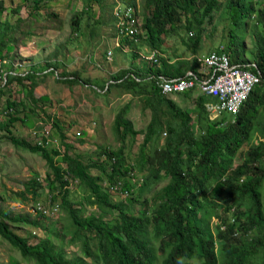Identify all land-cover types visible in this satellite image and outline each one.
<instances>
[{
    "label": "trees",
    "instance_id": "1",
    "mask_svg": "<svg viewBox=\"0 0 264 264\" xmlns=\"http://www.w3.org/2000/svg\"><path fill=\"white\" fill-rule=\"evenodd\" d=\"M44 0H35L40 8ZM104 0H96L103 5ZM231 10V19L237 24V33L231 32V42L218 48L230 54L233 63H246L244 33L249 19H255V30H251L255 52L250 59L255 62L250 69L261 72L263 81L253 88L237 115L223 114L211 118L205 109L208 102L215 99L199 94L190 110L180 107L172 96L161 95L153 78L184 76L187 73L170 67L164 57L159 58L158 67L150 66L142 71L129 68L119 69L112 74L111 83L104 86L109 92L113 86L131 95H140L144 107L150 108L151 117L145 129H134L119 112L115 119V132L119 145L117 148H103L105 157L100 162H86L81 153L70 154L72 144L66 143L62 131L56 133L61 138L64 150L31 142L11 133L14 123L21 120L17 115L15 100L7 99L8 122L1 125L9 132L4 138L13 145L40 153L46 160L50 173L51 188L61 192V207L67 214L70 227L68 243L78 242L81 254L67 257L59 244L47 237L29 243L26 237L18 234L11 223L27 222L46 228L37 221L29 222L24 216H11L0 208V236L19 250L21 255L34 264H191L196 258L199 264H264V137L252 141L251 133L258 129L264 136V0H225ZM263 3V5H259ZM146 15L141 22L142 34L139 40L149 48L158 49L164 36L184 25L188 42L184 44L198 47L206 28L205 22L212 24L214 12L220 10L221 0H143ZM257 5V6H256ZM112 6V3L108 4ZM5 3L0 0V12ZM80 15L73 20L72 29L78 33ZM0 28L4 36L0 39V57L8 47L7 37L13 24L6 22ZM126 44L133 41L124 39ZM196 49L193 48V52ZM135 57L137 53H133ZM250 63V62H249ZM43 67L47 71L56 70L52 62ZM159 64H161L159 66ZM199 62L193 57L192 72ZM37 69L25 74L9 73L7 85L14 81L29 79V95L38 104L48 99L37 97L35 88L39 81ZM61 81L73 85L89 83L78 71L64 73ZM203 75L202 77H204ZM138 78V79H136ZM99 89L100 88L99 86ZM190 96V92H185ZM226 115L232 116L227 120ZM57 123L53 126L58 128ZM59 129V128H58ZM55 130V129H54ZM166 133L165 141L158 145L157 138ZM143 134L137 160H129L125 154L128 135ZM1 140V137H0ZM155 140V141H154ZM152 150H146L149 143ZM248 142L247 148L243 146ZM152 146V145H151ZM237 155L240 161L234 163ZM115 157V159H113ZM99 169L97 176L92 174L93 167ZM147 169L145 181L136 191L125 197L127 202L111 200L110 189L120 183V188H133L134 183L127 176L135 177L138 169ZM70 179L79 180L89 194L91 205H97L102 213H86L68 198ZM148 179V181H147ZM150 179V183H149ZM167 183L155 188L158 182ZM106 183V185H104ZM36 182L26 186L34 199L38 197ZM147 198V190L152 191ZM147 193V192H146ZM22 199L27 200L25 194ZM93 198V199H90ZM55 194L51 195V205L43 202L38 211L45 215L58 212L59 203ZM139 207L134 208L133 203ZM134 203V205H135ZM229 212L227 218L218 209ZM217 216L214 233L210 231L205 219ZM218 242V246H216Z\"/></svg>",
    "mask_w": 264,
    "mask_h": 264
},
{
    "label": "rangeland",
    "instance_id": "2",
    "mask_svg": "<svg viewBox=\"0 0 264 264\" xmlns=\"http://www.w3.org/2000/svg\"><path fill=\"white\" fill-rule=\"evenodd\" d=\"M2 1L5 3V10L0 12V28L6 27V22L13 24L9 37L10 42L16 46L13 53L8 54L11 58L9 68L17 69L16 71L25 74L35 69L44 70L43 65L47 62L56 61L57 64L54 71L36 72L40 87L35 89V94L36 96H47L48 99L45 101L42 100L36 104L31 100L29 79H24L23 82L14 81L0 90V208L11 216H24L29 222L39 220V223L45 225L46 228H39L27 222L11 223V227L32 244L39 238L50 234L52 241L59 244L60 239L57 236H60L61 247L66 256L72 258L82 253L81 245L78 242L68 243L70 227L67 214L61 207V192L58 193L57 188L50 186L48 179L50 169L46 160L40 153H33L29 149L15 146L4 138L9 134L1 127L9 119L6 110L7 99L10 98L18 103L17 115L21 118L12 125L10 130L12 134L36 143L41 139L45 129H48L50 130L49 145L64 150L61 138L56 134L62 131L65 135L64 141L74 146L73 149L68 150L70 154L81 153L86 162H100L105 157L102 153L103 148H117L119 145L115 132V119L119 112H123V119L129 121L134 129H145L150 120V108L144 107V100L140 95L125 94L127 92L115 86L109 92H106L104 88L105 85L111 83L112 74L116 70L113 65L121 63L122 66L130 67L131 61L135 60L150 65L151 63L142 57L149 49L142 40H138L134 45H123L124 49L113 44V39L109 40L110 36H107L110 32L114 36L112 29L114 17L111 15V7L108 6L112 0H104L103 5L97 3L96 0H44L40 3V8L35 7V0ZM125 1L135 8L139 21L142 22L146 15L143 0ZM221 1L222 6L220 10L214 12L212 24L205 22L206 30H204L198 47L184 44L183 40L188 42V35L194 34V31L187 32L184 25H181L176 31L164 36V42L158 48L161 57L165 59L169 57L174 62L173 67L184 70L191 66L195 55L201 57L231 42V32L237 33V24L231 19V10L228 9L225 0ZM77 15L81 16L78 33L72 29L73 20ZM255 22V19L248 20L247 31L242 40L246 51L245 57L250 63L255 62L250 59L251 52H255V42H253L255 38L251 33V30H255L253 27ZM103 34L106 35L103 36ZM2 36H4V31H1L0 39ZM107 42L110 43L107 44ZM94 45L99 49H96ZM108 47L112 50V61L104 55L109 50ZM193 48L196 49L195 52ZM101 53L102 57L98 60ZM133 53H137L138 56L135 57ZM158 63L159 61L152 65L158 66ZM194 70L197 72L198 69L194 68ZM73 71H78L83 78L88 79L89 83L93 84L92 87L80 83L81 91L77 93L73 91L72 85L61 81L64 73ZM98 86L102 88L101 91ZM187 92H190L194 99L201 94L197 88ZM185 97L186 94L172 96L173 99H178L181 107L191 105L187 103L188 100L182 101ZM74 99L76 100L74 105L67 103ZM78 100L80 102H77ZM186 108L191 111L190 106ZM226 118L230 120L232 116L226 115ZM53 123H57L59 129L53 126ZM78 132H80L79 135ZM165 134L164 132L157 138L158 145L165 141ZM261 137L264 136L258 129L251 133L252 141L257 142ZM142 139L143 134L139 133L135 136L128 135L126 138L125 154L129 160H137ZM153 144L149 143L146 150H152ZM248 144L246 142L243 147L247 148ZM239 161L240 157L237 155L234 163ZM98 173L99 169L94 166L92 174L97 176ZM137 173L147 174V169H138ZM34 181L39 186L37 199L33 198L32 193L26 192V186ZM131 181L135 180L131 179ZM167 181L165 179L158 182L155 188L164 186ZM155 188L152 191L147 190V193L144 192L147 198ZM68 190L69 200L79 208H86L85 214L102 213L97 205L90 204L88 198L90 192L79 180L70 179ZM21 194H25L28 197L27 200L22 199ZM52 194L57 197L55 201L59 203L58 212L42 217L44 214L34 205L35 203L43 205V202L51 205ZM110 197L114 202H127L124 195L120 193H111ZM90 199L93 198L90 197ZM134 203L133 207L138 208V203L135 205ZM218 213L224 218L230 214L222 208L218 209ZM205 221L210 231L214 233V226L218 222L217 216L213 214ZM215 245L218 246V242ZM190 262L199 264L196 258L190 259ZM0 264L34 263L26 260L19 250L0 236Z\"/></svg>",
    "mask_w": 264,
    "mask_h": 264
},
{
    "label": "built area",
    "instance_id": "3",
    "mask_svg": "<svg viewBox=\"0 0 264 264\" xmlns=\"http://www.w3.org/2000/svg\"><path fill=\"white\" fill-rule=\"evenodd\" d=\"M112 15L115 27L114 44L124 49V46H127L125 38L136 43L139 40L138 35L141 32L143 34V31L134 7L124 0H112ZM111 56L112 50L109 49L108 58L111 59ZM160 56L161 53L155 48L149 49L147 54L142 55L151 64H156ZM196 59L204 77H198L193 72H188L187 77H167L159 74H151L149 77L154 79L161 95L182 94L197 88L201 94L215 99L214 102L205 105L211 118H217L224 113L237 115L253 88L263 81L260 71L255 72L250 69L255 63H233L230 54L225 51L212 50L201 57L197 56ZM10 62L9 57H0V88L6 85L9 73H17L16 70L9 68ZM49 133L50 130L45 129L41 139L36 143L46 146L50 142ZM111 189H121L120 183L112 186Z\"/></svg>",
    "mask_w": 264,
    "mask_h": 264
},
{
    "label": "crops",
    "instance_id": "4",
    "mask_svg": "<svg viewBox=\"0 0 264 264\" xmlns=\"http://www.w3.org/2000/svg\"><path fill=\"white\" fill-rule=\"evenodd\" d=\"M103 29V28H102ZM112 29L114 30V34H115V28L114 27H112ZM110 30H111V27H110ZM106 34H103V36H105ZM10 36V35H9ZM7 37V40H8V43H9V45H8V47L4 50V52L3 53H6V57H8L11 53H13V51L16 49V46H14L13 45V43H11L10 42V40H11V38L10 37ZM110 36V39L109 40H111V39H113V35H112V32H110V34H108V36L107 37H109ZM110 42H107V44H109ZM114 44V43H113ZM95 46V45H94ZM95 48L96 49H99V47L98 46H95ZM148 48V47H147ZM146 48V49H147ZM107 49H109V47L107 48ZM106 49V50H107ZM149 49V48H148ZM79 50V49H78ZM105 50V51H106ZM105 51H104V53H105ZM209 53V52H208ZM207 53V54H208ZM9 54V55H8ZM104 55H106V57H107V59L109 60V61H112V59H109L108 58V50L106 51V53L104 54ZM133 55V54H132ZM102 57V53L100 54V56L98 57V60H100V58ZM195 57H197V55H195ZM11 59V58H10ZM166 62L168 63V65L172 68L173 67V65H174V62L172 61V59H170L169 57H167L166 58ZM56 61H54V62H52V63H54V65H56L57 63H55ZM48 63V62H47ZM144 62H142V61H140L139 60V62L138 61H131V66H132V64H136V66L133 68V70H141L142 71V69L143 68H149L150 66H155V65H152V64H143ZM192 64V63H191ZM47 64L45 63V65H43L44 67L46 66ZM161 64H159V66H160ZM11 66V64L9 65V67ZM130 66V67H131ZM155 67H158V66H155ZM113 68H116V70H115V72H117L119 69H124V68H129L128 66H125V65H121V63L119 64V65H113ZM195 68H197L198 70H197V72L199 73V74H201V75H199V76H203L204 75V73L203 72H201V69H200V67H199V64H198V66H196L195 65ZM17 70V69H16ZM184 71L186 72V73H188V72H192V70H191V66H189V67H186L185 69H184ZM41 72H47V69H44V70H39V69H37V73H41ZM114 72V73H115ZM17 73H20V72H18L17 71ZM111 82V81H110ZM83 85H85V86H87V87H92V83H82ZM73 86V91H75V92H77V93H79L81 90V84L80 83H76V84H73L72 85ZM40 87V84L38 83V85H37V89ZM35 88V89H36ZM80 88V89H79ZM98 89H99V86H98ZM37 91V90H36ZM101 91V90H100ZM37 93V92H36ZM125 94H129V93H125ZM38 95V94H37ZM122 95H124V93L122 94ZM129 95H131V94H129ZM170 96H174V95H170ZM37 97H41V96H37ZM75 98H76V95H75ZM173 99V98H172ZM80 100V99H79ZM77 101V102H80V101ZM84 101H87L86 99H83ZM173 100H175V101H177V103L179 104V102H178V99H173ZM188 100V102L187 103H189V104H191V105H186V106H190L191 107V109L193 108V106H194V98H193V95L192 94H190V96L188 95V98H184V100H182L183 102L184 101H187ZM75 99H74V101H68L67 103L68 104H75ZM182 102V103H183ZM214 102V101H213ZM186 103V104H187ZM209 103V102H208ZM193 104V105H192ZM180 106V105H179ZM186 106L184 107L183 106V108H186ZM181 107V106H180ZM186 109H188V108H186ZM150 121V120H149ZM148 124V123H147ZM83 127V126H82ZM79 131V130H78ZM81 132H82V130H80ZM82 134H83V132H82ZM83 156V155H82Z\"/></svg>",
    "mask_w": 264,
    "mask_h": 264
},
{
    "label": "clouds",
    "instance_id": "5",
    "mask_svg": "<svg viewBox=\"0 0 264 264\" xmlns=\"http://www.w3.org/2000/svg\"><path fill=\"white\" fill-rule=\"evenodd\" d=\"M125 1V0H124ZM128 4H130L128 1H126ZM131 5V4H130ZM135 9V8H134ZM136 11V10H135ZM136 14L138 15V13L136 12ZM111 15H112V6H111ZM113 16V15H112ZM101 90V89H99ZM166 135V134H165ZM145 175H142L140 173H137V175L135 177H130V176H127V180L130 181V183H134L135 186L133 188H129V189H126V190H122L119 189V190H112L110 189V193H120V194H123L124 197L128 196L132 191H136L137 188H139L141 186L142 183H144L145 181ZM131 179H134L135 181L132 182ZM104 185H106V183H104ZM39 206H41V204H38Z\"/></svg>",
    "mask_w": 264,
    "mask_h": 264
}]
</instances>
